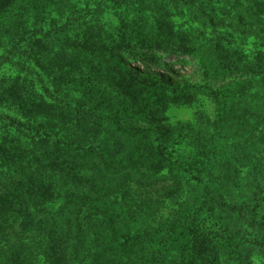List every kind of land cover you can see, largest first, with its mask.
<instances>
[{
	"label": "trees",
	"instance_id": "16d2710c",
	"mask_svg": "<svg viewBox=\"0 0 264 264\" xmlns=\"http://www.w3.org/2000/svg\"><path fill=\"white\" fill-rule=\"evenodd\" d=\"M78 1L0 0V264H264V0ZM213 1L251 19L241 37ZM193 8L210 31L176 28ZM181 56L213 116L159 134L148 101Z\"/></svg>",
	"mask_w": 264,
	"mask_h": 264
},
{
	"label": "rangeland",
	"instance_id": "374dc122",
	"mask_svg": "<svg viewBox=\"0 0 264 264\" xmlns=\"http://www.w3.org/2000/svg\"><path fill=\"white\" fill-rule=\"evenodd\" d=\"M83 0H79L82 5ZM107 5L104 6L106 8V12L104 14L103 20L107 21L108 28H116L119 26L120 20L124 17L122 14L118 17V12H122L121 9H118L114 6L110 1H106ZM234 3L233 2H226L224 4L211 2L209 6H211L212 10H206V13L214 11L217 17H215L216 25L221 24L220 17H227L225 23H229L232 27L231 34L233 37L236 36L239 38L242 36V33H237L236 29L241 26H246L251 24L250 18H244V16H236L234 15ZM185 9V8H184ZM117 10V11H116ZM227 11L231 12L230 14ZM184 12V13H183ZM182 13L178 14L175 19V26L179 30L182 31H189L190 28H199L202 31L204 30H211L210 26L206 24V21L201 18V12L198 9H191V11L183 10ZM124 13V12H123ZM213 13V12H212ZM211 13V14H212ZM126 16V15H125ZM214 23V24H215ZM203 24V25H202ZM218 29L226 33H229L230 30L229 26H218ZM201 36V34H200ZM190 58L186 56L181 57H170V58H163L162 62L164 63V71H167V67H170V70H176L179 72L178 74L173 75L170 78H166L164 82H161V89L158 92H155L154 95H159L154 101H148L149 106L152 109V115L155 117V127L156 130L160 133L167 131L168 125H175L177 123H185L190 124L192 129L198 128L196 126V122L200 119L198 115L199 112L203 114V116L208 120L211 121L213 116V103L204 95V86L208 83L209 77H203L200 73H197L196 70L187 69L188 67L191 68L193 64L190 61ZM179 61V62H178ZM179 66L182 69H179ZM172 68V69H171ZM168 71V72H169ZM194 72V73H193ZM164 73V72H163ZM194 74V75H193ZM106 95L110 96L112 99L111 101L114 104H120L119 98L115 93H112L109 89L102 88ZM100 90V91H101ZM99 91V90H97ZM122 102L125 104L128 102L127 100L123 99ZM202 129V128H201ZM211 132H208L205 136L209 137ZM200 137V135H197ZM166 137L162 138L163 141ZM193 136L186 134L185 140H181L177 138V136L169 138L167 141H164V146L167 148V154L172 157L173 159H178L179 161H185L191 155V149H193ZM253 137L250 138V140ZM232 144L236 145V141L229 139ZM227 141V144L229 142ZM190 143V145H189ZM241 150L244 148V144L240 142ZM238 155V154H237ZM238 158L239 157L238 155ZM248 169L245 168L241 173L242 183H243V193L249 195L250 197H254V200L257 199V194L260 191V188L254 190V187L249 182L250 180L244 179L243 177L247 174ZM264 189V182L261 186ZM253 192H256V195L253 196ZM253 207V204H252ZM251 264H261L260 260L256 257L252 259Z\"/></svg>",
	"mask_w": 264,
	"mask_h": 264
}]
</instances>
